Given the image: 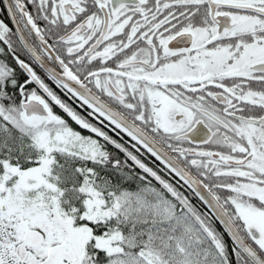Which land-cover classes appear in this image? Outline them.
Segmentation results:
<instances>
[{
  "label": "snow or ice",
  "instance_id": "6c2138e0",
  "mask_svg": "<svg viewBox=\"0 0 264 264\" xmlns=\"http://www.w3.org/2000/svg\"><path fill=\"white\" fill-rule=\"evenodd\" d=\"M0 4V264H264V0Z\"/></svg>",
  "mask_w": 264,
  "mask_h": 264
},
{
  "label": "flooded vegetation",
  "instance_id": "af4514ba",
  "mask_svg": "<svg viewBox=\"0 0 264 264\" xmlns=\"http://www.w3.org/2000/svg\"><path fill=\"white\" fill-rule=\"evenodd\" d=\"M2 7H3V5L0 4V8H2ZM0 19H3L5 21V23H7L9 25V27H12L11 21H10L6 11H0Z\"/></svg>",
  "mask_w": 264,
  "mask_h": 264
}]
</instances>
